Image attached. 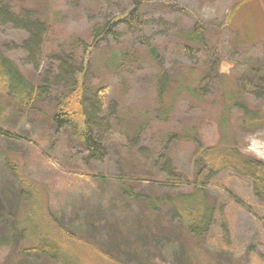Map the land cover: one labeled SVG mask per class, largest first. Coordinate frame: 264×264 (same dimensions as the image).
Masks as SVG:
<instances>
[{
	"label": "rangeland",
	"instance_id": "obj_1",
	"mask_svg": "<svg viewBox=\"0 0 264 264\" xmlns=\"http://www.w3.org/2000/svg\"><path fill=\"white\" fill-rule=\"evenodd\" d=\"M137 1L139 18L132 19ZM24 15L38 22V41ZM109 21L114 29L89 53L84 74L103 160L51 124L49 100L28 112L0 96V129L15 134H0V264H55L20 252L34 244L21 229L29 208L40 206L70 232L137 264H264V199L247 176L229 168L200 176L214 214L198 238L163 213L149 219L143 202L121 193L123 183L147 194L189 190L162 185V163L198 179L205 166L194 159L198 145H231L264 160V94L256 95L264 87V0H0V48L38 80L56 73L65 53L81 58L85 48L76 39L92 43ZM201 26L205 45L188 36ZM164 70L170 81L160 102ZM240 99L258 123L234 105ZM26 182L37 186L38 204L28 201Z\"/></svg>",
	"mask_w": 264,
	"mask_h": 264
},
{
	"label": "trees",
	"instance_id": "obj_2",
	"mask_svg": "<svg viewBox=\"0 0 264 264\" xmlns=\"http://www.w3.org/2000/svg\"><path fill=\"white\" fill-rule=\"evenodd\" d=\"M11 14L12 21L17 23L16 13ZM130 17L132 19L139 18L138 1L130 11ZM23 20L32 31L31 38L38 41L40 36L38 22L32 20L29 15H24ZM113 25V21H109L100 28H96L92 43L77 38L74 43L84 45L85 52L83 56L79 58L73 51L65 53V55L58 57L56 73L48 70L38 80L25 76L18 65L5 55L0 48V96L4 98L3 102L12 103L18 109L30 112L41 101L49 100L52 102V108L50 109L51 124L58 131L64 129L69 131L72 137L85 146L89 156L99 161L105 158L106 149L91 124V107H89L87 101L89 89L84 81V74L88 66L86 58L93 51L97 42L113 31ZM205 30L204 26L199 29L194 28L188 33L189 39L192 42L205 45ZM152 56L155 59L158 58L155 49L152 50ZM212 69L215 70L213 67ZM250 69L252 72L259 71L253 65L250 66ZM249 74H246L241 81L245 88L249 85ZM169 81L168 72L161 71L157 82V93L160 102H163L168 91ZM261 89L256 94L260 98L264 94V87H261ZM242 91L247 90L242 88ZM98 95L100 97L102 93L101 95L98 93ZM234 105L242 109L247 116L249 112L255 115L254 111H250L241 99L235 101ZM77 108H79L78 113L75 110ZM258 118L256 115L254 118L248 116L247 119L258 123ZM0 134L15 136L14 133L1 129ZM175 137L176 134H169L168 140ZM194 159L205 163L197 176L198 179H190L189 176L176 171L167 159L162 163L167 178V180L161 182L162 185L169 189H177L181 188L180 186L187 185L190 187L187 191L172 193L164 190L155 194H147L134 191L129 184L123 183L121 193L126 198L143 202L146 205V214L149 219H155L157 215L163 213L169 224L177 221L179 227L194 238H198L208 230L214 214V205L210 199L211 194L205 183L199 179L205 172L210 175L227 168L232 169L251 179L256 195L260 199H264V160L242 153L238 148L231 145L223 150L219 146L198 145ZM158 164H160V161L157 158L154 160V165ZM23 185L27 188L26 197L28 201L32 204H38V199H36L39 195L36 190L37 186L30 182L23 183ZM31 209L33 210L34 207H30L28 211L31 212ZM2 211L4 210L1 209L0 203V222L4 218ZM33 211V215L28 212V217L24 222L25 227L23 230L21 229V233L24 234L26 231L31 233L34 244L23 247L20 251L22 256H45L55 264H137L124 260L117 254H111L109 250L91 243L84 236L70 232L58 223V220H55L56 218H53L46 208L40 206L38 210L34 209Z\"/></svg>",
	"mask_w": 264,
	"mask_h": 264
}]
</instances>
